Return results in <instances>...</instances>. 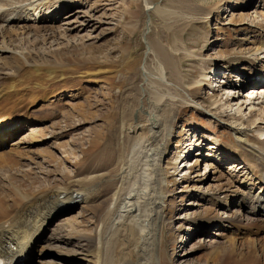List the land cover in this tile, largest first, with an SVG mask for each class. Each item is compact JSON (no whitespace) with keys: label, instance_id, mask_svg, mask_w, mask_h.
<instances>
[{"label":"bare ground","instance_id":"obj_1","mask_svg":"<svg viewBox=\"0 0 264 264\" xmlns=\"http://www.w3.org/2000/svg\"><path fill=\"white\" fill-rule=\"evenodd\" d=\"M46 1L48 0H0V58L9 55L12 60L10 66L14 67L12 73L0 75L3 77L0 80V169H13L6 177L0 176V262L30 264L36 244L42 241L46 229L55 218L71 208L66 205L76 200L81 207L95 214L94 232L87 237L85 257L79 259L89 264H165L164 258L160 256L159 236L165 223L169 191L165 187L166 177L161 157L167 149L171 130L175 125L177 107L199 106L197 94L203 88V82H206L212 91L207 95V99L212 100L211 106L199 108L225 123L226 128L235 136L237 145L241 147V150H237L215 141L208 145V149L212 152L219 151L220 161L227 162L229 158L236 160L241 165L238 168H244L241 177L247 187L246 191L234 189L232 180L225 179L223 173L214 176V165L206 164L205 167L211 170L209 176L205 180L202 177L199 181L207 185L202 190L197 188V192L199 199L208 203V207L204 209V215L191 216L189 220L198 225L221 221L227 231L222 234L221 240L208 246H200L202 264H264V218L242 221L240 216L242 208L247 204L264 209V195L248 190L249 186L258 191L264 189V140L258 144L248 139L250 132L264 135V79H255L253 87L248 89L251 93L248 92L243 100L235 94L231 95L236 86L244 84L251 76L255 77L256 72L264 71V20L255 21V27L260 30V38L250 40V36L244 37L238 43V50L235 48L227 57L220 59L222 64L218 68L226 67L228 70L239 66L237 73L244 74V78L240 77L234 83H219L217 90L213 89L212 79H207L206 74L187 86L183 83L184 78L179 70L173 66V52L166 48L162 39L157 41L158 48L154 44L153 47L149 45L143 65L141 64L138 99L136 98L134 105L128 104L122 111L115 150H111L106 160L104 158L96 165H86L87 160L95 156L94 140L102 139L101 133L96 131L99 128L97 121L101 116L97 112L100 110L95 109V102L93 105H86L82 114L73 112L69 117L81 115L83 119L90 121L92 130L87 142L92 146L83 149V145L77 142V147L82 150L81 161H74L76 173L71 175H67V170L61 169L62 166L59 168V163H55L54 153L49 152L46 159L52 164L57 178L42 183L34 176V168L23 164L16 159L17 156L15 158L8 155L7 152L13 148L5 149V140L12 130L15 133L13 125L21 116H34L35 110L31 108L38 101L52 98L58 91H64L67 87L65 74H78L82 66L87 69L79 72L81 78L104 82V78L97 77L110 70L101 67L103 61H96L97 55L93 54V50H85V54H82L76 50H67V46L62 45L59 50L47 51V55L35 49L39 40L30 41V47H23L15 42L18 36L28 37L29 34L45 42L49 37L48 31L54 29L52 24L62 17L64 9L71 2L53 0V7L47 11L44 7ZM196 1L195 5L187 0H169L171 6L168 10L165 9L167 19L172 25L181 22L179 27L189 25L187 23L206 18L218 6V1L213 6L209 5V0ZM261 1L264 3V0ZM240 4L235 3L237 6ZM192 5L200 9L190 7ZM28 8L34 14L25 13ZM237 20L243 21L244 15L240 14ZM14 24L16 25L13 26ZM184 46L175 45L173 49L187 51ZM193 55L202 56L200 53ZM89 61L92 65L88 67ZM216 62L213 61L214 65ZM240 63L247 64L255 74H245ZM111 77L114 81L111 84L114 86L119 76L113 73ZM219 91H224L222 96H219ZM253 92L256 94L253 95L254 98ZM95 101L101 102L99 98ZM22 126L26 124L17 127L21 129ZM29 142L34 143L30 138ZM189 145L196 148L197 143L191 142ZM66 146L67 143L61 144L58 150L59 147ZM62 154L65 156V165L69 162L68 151L64 150ZM80 168L84 169V175L77 178L82 174ZM102 191L105 194L102 195ZM237 191L242 193L241 196L231 200L230 193ZM221 202L235 207L227 217L219 216L216 211L215 207Z\"/></svg>","mask_w":264,"mask_h":264},{"label":"rangeland","instance_id":"obj_2","mask_svg":"<svg viewBox=\"0 0 264 264\" xmlns=\"http://www.w3.org/2000/svg\"><path fill=\"white\" fill-rule=\"evenodd\" d=\"M70 1V5L64 9L62 17L52 24L55 30L48 31L49 37L45 42L30 34L28 37L26 35V38L22 36L25 39L18 36L15 42L23 47H30V41H40L36 43L35 49L45 54L47 51L59 50L62 45H66L67 50H74V52L82 54H85V50H91V52L93 50V54L97 55L96 61H103L104 64L102 63L101 67L104 66L103 68L106 70L109 68L110 72L107 71L105 75L97 77L104 78V82L92 78H81L79 72L82 69L83 71L87 69L82 66L80 71L78 70V74L76 72L72 75L71 73L65 74L67 78L65 90L67 92L65 90L58 91L59 93L57 92L52 98L38 101L31 108V110H35L34 116L19 117L12 127L15 129V133L10 129L12 132L5 140V149L13 148L15 151L9 150L8 155L15 158L17 156L16 159H19L23 164L34 168V176L38 177L42 183L57 178L53 173L52 164L48 163L46 159L49 152L50 154L54 153L55 163H59V168L62 166L61 169L65 168L67 170L65 173L71 175L76 173L75 162L81 161L82 150L77 147V142H80L81 146L83 145V149L92 146L87 142L92 130L90 121H86V118L83 119L81 115L69 117L73 112L82 114L86 105H93L94 102L97 104L94 106H96L95 109L100 110L97 114L101 116L98 118L99 128L96 131L102 136V139L94 140L95 156L88 159L86 165H96L101 159L105 158L104 160H106L110 156V152L115 150V140L120 128L122 111L128 107V104L134 105L138 99L140 70L149 45L153 47L152 44H154L158 48L157 41L162 39L166 48L173 52V66L179 70V74L184 78L183 83L185 82L187 86L194 84L195 80L201 79L202 75L206 74L207 79H212L213 89L217 90L219 83L228 81L234 83L240 77L244 78V74L237 73L239 66L228 70L226 67L218 68V65L222 64L220 59L227 57L235 48L238 50V43L244 37L250 36V40L260 38V30L255 27V21L264 20V3L261 0H236V2L209 0L210 6H213L217 1L218 6L211 10L209 15L205 16L206 18L181 27H179L181 22L172 25L167 19L166 11L171 6L169 0ZM187 1L193 2L195 5L197 2L196 0ZM52 2L53 0L46 1L44 7L50 10L53 7ZM235 3L241 4L237 6ZM190 7L199 8L194 5ZM240 14L244 15L243 21L237 20ZM182 43L187 51L173 49L175 45L181 47ZM199 53L202 56L193 55ZM87 56L89 55H85V57ZM214 60L217 61L215 65ZM11 61L9 55L0 58V75L12 73L14 67L10 66ZM87 64L89 67L92 62L89 61ZM241 65L245 69L243 70L245 74L253 75V69L248 68L247 64L240 63ZM113 73L117 77L119 76V80L114 86L111 84L112 82L114 84L111 77ZM256 74L255 77H249L244 84L236 86L231 95L235 94L237 98L243 100L244 96L250 92L248 89L253 87L255 79H264V71L256 72ZM2 78L0 77V80ZM58 80H63V78H58ZM203 84V88L197 94L199 106L177 107L175 125L171 130L167 149L161 157L166 177L165 187L169 191L166 199L165 223L159 236L160 256L162 259L164 258L165 264H202L200 246H208L221 240L222 234L227 231L221 221L198 225L189 220L191 216L204 215V209L208 207V203L199 199V192H197V188L202 190L207 185V183L199 181L202 177L205 180L209 176L211 170L205 167L206 164L214 165V176L223 173L222 176L225 179L232 180L234 189H245L246 191L247 187L241 177L244 168H238L241 165L236 160L229 158L227 162H223V160L221 162L219 151L212 152L208 149V145L215 141L225 143L237 150H241V147L237 145L235 136L231 130L226 128L225 123L219 122L206 110L199 108L211 106L212 101L207 99V95L212 92L211 89L206 85V82ZM223 92L219 91V96H222ZM254 94L253 92L252 96ZM96 98H99L102 103L96 102ZM106 115H110L109 118ZM22 124H26V126L18 128ZM29 138L34 143L31 144ZM248 139L260 144L259 142L264 140V135L259 136L250 132ZM191 142L197 143L196 148L189 145ZM65 143L67 146L59 147L58 150V146ZM64 150L68 151L69 159L65 165L63 162L65 156L62 154ZM21 155L23 158H20ZM80 170L82 174L77 178L84 175V169L80 168ZM11 172H13L11 168L0 169V176L4 178L7 173ZM249 187L248 190H253V193L264 195L263 188L258 191L257 188ZM103 194L105 191H102ZM241 194L239 191L234 194L232 192L230 198L234 201ZM219 204L215 208L221 217H227L235 210V207L230 206L229 203L228 205L224 202ZM92 213L93 211L76 203L65 213L59 215L57 219L55 218L44 232L42 241H40L42 243L36 244L33 261L30 264H89L79 258L85 257L87 237L91 236L95 229L93 223L95 214ZM240 216L242 221H248L250 218H264V209L247 204L242 208Z\"/></svg>","mask_w":264,"mask_h":264}]
</instances>
